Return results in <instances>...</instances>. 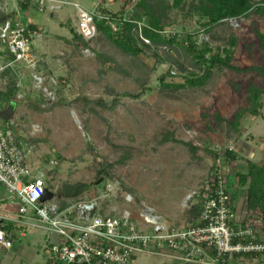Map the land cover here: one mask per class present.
Segmentation results:
<instances>
[{
  "label": "rangeland",
  "instance_id": "rangeland-1",
  "mask_svg": "<svg viewBox=\"0 0 264 264\" xmlns=\"http://www.w3.org/2000/svg\"><path fill=\"white\" fill-rule=\"evenodd\" d=\"M139 1L47 0L43 11L38 0L8 5L7 10H19L38 29L30 42L32 61L0 71V109L16 103L13 119H0V125L14 130L33 172L55 192L48 205L74 202L61 194L63 186L84 181L92 186L76 201L94 199L102 214L128 211L142 222L141 214L152 209L171 224L189 226L199 219L201 192L216 169L233 184L247 160L264 161V94L262 115L250 113L254 89L264 90L259 37L264 34V0H250L246 13L217 23L201 18L200 0H185L180 7L173 0H146L167 24L163 35L177 36L171 46H156L142 36L147 19ZM25 2L29 7L22 11ZM81 8L126 10L138 25L134 33L150 47L135 56L120 51L101 30L92 39L83 38L77 32ZM111 26L114 33L116 24ZM188 38L196 49L180 45H187ZM203 43L212 50L207 58L220 53L233 67L217 66L205 85L192 86L188 78L204 72L200 60L194 65ZM163 74L168 85L161 84ZM239 111L244 114L235 119ZM169 134L190 146L164 141ZM227 150L237 159L229 161ZM11 197L0 184V198ZM238 199L240 218L259 226L257 211L247 208L245 190ZM22 231L25 235H14L21 248L9 250L14 255L1 252L0 264H60L45 228L29 225ZM237 263L264 264V254ZM133 264L186 263L163 251L139 254Z\"/></svg>",
  "mask_w": 264,
  "mask_h": 264
},
{
  "label": "built area",
  "instance_id": "built-area-1",
  "mask_svg": "<svg viewBox=\"0 0 264 264\" xmlns=\"http://www.w3.org/2000/svg\"><path fill=\"white\" fill-rule=\"evenodd\" d=\"M46 1L38 0L40 11L46 8ZM4 3L0 16L9 17L0 22V71L17 62L32 61L30 42L36 32H28L32 22L19 10H7ZM104 18L109 20L97 11L81 8L77 32L92 39L99 30L97 19ZM0 184L14 197L17 207L13 216L0 214V246H13L15 226H42L49 233V243L52 235L58 234L59 241L50 245L56 260L63 264H133L139 254L163 251L186 264H225L235 254L264 251V242L254 241L256 226L246 216L240 218L230 192L232 182L220 169L201 192L199 219L189 226L171 224L152 209L141 214L142 222L128 211L102 214L94 199H70L74 202L67 206L51 201L48 205L49 200L41 201L48 188L44 176L33 172L14 130L0 125ZM8 225L12 227L8 229Z\"/></svg>",
  "mask_w": 264,
  "mask_h": 264
},
{
  "label": "trees",
  "instance_id": "trees-1",
  "mask_svg": "<svg viewBox=\"0 0 264 264\" xmlns=\"http://www.w3.org/2000/svg\"><path fill=\"white\" fill-rule=\"evenodd\" d=\"M184 1L185 0H173V4L176 7H180ZM28 4L29 2L22 3L21 10L26 11L29 7ZM137 6L139 8L141 7V10H144V16L147 19L146 25L141 28L142 36L156 46L174 45V42L177 40V36L174 35L171 37H166L163 35L162 31L165 29L167 24L158 14L155 7L148 4L146 0H140ZM198 7L200 8L201 18L207 17L209 23H217L226 16H234L246 13L250 9L251 3L250 0H200ZM96 11L109 18V20L105 18L97 19V25L99 30L105 33L107 38L120 51L128 55L138 56L143 53V46L150 47L144 42V40L139 39L137 33H134L135 30H138V25L134 20L127 18L125 14L126 10L122 9L121 11L115 13L106 9ZM110 23L116 24L117 29L114 31V33L112 32V26ZM37 29L38 27L35 24L29 23L28 32H34ZM72 32H74L73 29ZM75 37H77L76 32ZM259 37L261 40L260 46L264 52V34L260 33ZM188 39L189 42L187 45L182 43H180V45L188 50L196 49V42L191 38ZM203 45V50L194 55L195 58H198V61L194 63V65L198 66L200 60V62L204 65L199 67L203 69L204 72L203 74L197 75L196 77L194 76L188 78L187 81L192 86L205 85L211 77V70L217 66L223 65L233 67L228 61L229 58H224L220 53H214L210 56V58H207L206 53H211L212 50L208 44L203 43ZM260 71L262 74H264V67L261 68ZM166 77L167 74H163L161 76L160 80L162 85H168L165 82ZM262 94H264V90L254 89L255 103L253 108L250 110V113L256 117L262 115L261 107H263V104L259 101ZM123 95H128L134 98L140 96V94L129 92H124ZM97 102H99V100ZM116 102L117 100H115V103ZM242 114H244L242 111L236 113L235 119H239ZM164 141H173L190 146L189 142L177 139L172 134L165 136ZM225 155L226 158L231 162L237 159V154L232 150H227ZM247 162L248 165L245 171H238L235 173L234 183L231 185L230 192L232 195V200H235L239 196V193L245 190L247 208H249V210L254 209L257 211V216L261 219V224L257 227H254V232L256 235L254 241L264 242V161L254 162L247 160ZM7 228L10 229L11 225H8ZM262 254H264V251L235 254L233 260L230 262L227 261L225 264H238L237 262L241 256H244L245 258H254ZM58 263L63 264L60 261H58Z\"/></svg>",
  "mask_w": 264,
  "mask_h": 264
},
{
  "label": "water",
  "instance_id": "water-1",
  "mask_svg": "<svg viewBox=\"0 0 264 264\" xmlns=\"http://www.w3.org/2000/svg\"><path fill=\"white\" fill-rule=\"evenodd\" d=\"M2 10L0 9V14ZM9 17V14L0 16V22H3L6 18ZM16 111V103L11 102L6 108L0 109V119L2 120H11L13 119ZM92 184L84 181L77 182H69L65 183L63 186V196L67 199H76L82 196L85 192H87L91 188ZM55 192L47 188L45 190V194L43 195L41 201H47L54 198ZM59 241L58 234H53L50 243L54 244Z\"/></svg>",
  "mask_w": 264,
  "mask_h": 264
},
{
  "label": "crops",
  "instance_id": "crops-1",
  "mask_svg": "<svg viewBox=\"0 0 264 264\" xmlns=\"http://www.w3.org/2000/svg\"><path fill=\"white\" fill-rule=\"evenodd\" d=\"M4 2H6V5H11V3L14 4V0H5V1L0 2V9L3 11V13H4V7H5ZM12 198H14V197L12 196L9 201H7L5 198H0V214L9 215V216H13L16 214L17 207L15 204V200ZM235 201H236L237 211L239 213L240 212V206L238 205V201H239L238 197L235 199ZM67 204L69 205L70 203H67ZM26 227L27 226H25V225L24 226H15L14 227V235L16 236V233H19V232L22 236L25 235L26 232H23L22 230H24V228H26ZM14 247L18 248V250H19V248H21V244L16 241L13 243V246L11 248H4V247L0 246V254L3 251L6 253L13 254V253L9 252V250H12ZM18 250L16 252H18Z\"/></svg>",
  "mask_w": 264,
  "mask_h": 264
},
{
  "label": "flooded vegetation",
  "instance_id": "flooded-vegetation-1",
  "mask_svg": "<svg viewBox=\"0 0 264 264\" xmlns=\"http://www.w3.org/2000/svg\"><path fill=\"white\" fill-rule=\"evenodd\" d=\"M61 194H63V192Z\"/></svg>",
  "mask_w": 264,
  "mask_h": 264
}]
</instances>
